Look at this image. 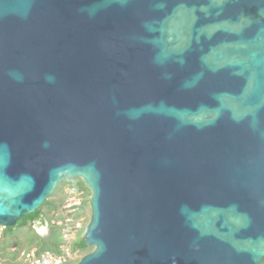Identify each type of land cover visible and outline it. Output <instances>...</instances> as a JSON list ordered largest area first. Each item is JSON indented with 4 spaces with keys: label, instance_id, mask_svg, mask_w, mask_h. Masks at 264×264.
<instances>
[{
    "label": "water",
    "instance_id": "95a60500",
    "mask_svg": "<svg viewBox=\"0 0 264 264\" xmlns=\"http://www.w3.org/2000/svg\"><path fill=\"white\" fill-rule=\"evenodd\" d=\"M66 177L74 264H261L264 0H0V225Z\"/></svg>",
    "mask_w": 264,
    "mask_h": 264
},
{
    "label": "trees",
    "instance_id": "16d2710c",
    "mask_svg": "<svg viewBox=\"0 0 264 264\" xmlns=\"http://www.w3.org/2000/svg\"><path fill=\"white\" fill-rule=\"evenodd\" d=\"M71 190L80 197V201L67 209L65 203ZM90 195V189L80 177H66L61 180L37 210L23 215L15 225L3 228L0 238V255L3 264H20L16 258L23 249L34 248L36 253L46 250L61 253L65 247L73 253V260L66 264L76 263L84 254L92 250V247L86 245L83 240V233L90 217ZM37 220L48 224L49 234L45 238H41L35 231L34 224ZM77 221L81 222V227L76 230L75 236L64 238L63 227L73 226ZM19 228L29 233L22 240L17 236L16 230ZM14 230L16 233H13ZM9 234L13 237L9 238ZM261 264H264V261Z\"/></svg>",
    "mask_w": 264,
    "mask_h": 264
},
{
    "label": "built area",
    "instance_id": "2783aa9c",
    "mask_svg": "<svg viewBox=\"0 0 264 264\" xmlns=\"http://www.w3.org/2000/svg\"><path fill=\"white\" fill-rule=\"evenodd\" d=\"M70 200L74 201L66 203V208L70 209L74 204H78L79 196L74 190L70 192ZM69 219H67L68 221ZM81 227V222L77 221L73 226L63 227L64 238H73L76 234V230ZM4 226L0 225V238ZM16 260L20 264H66L73 260V253L68 247H65L61 253H54L52 251L46 250L41 253H36L34 248L23 249L19 252ZM0 264H3L2 257L0 255Z\"/></svg>",
    "mask_w": 264,
    "mask_h": 264
},
{
    "label": "rangeland",
    "instance_id": "374dc122",
    "mask_svg": "<svg viewBox=\"0 0 264 264\" xmlns=\"http://www.w3.org/2000/svg\"><path fill=\"white\" fill-rule=\"evenodd\" d=\"M69 201L72 202V203L74 202V201L70 200V196H69V198H68V200H67L66 203H68ZM79 201H80V197H79ZM79 201H78V202H79ZM66 203H65V205H66ZM65 207H66V206H65ZM16 231H17V233H18L17 236H19V239H20V240L26 238V236L29 234L28 231H25V229H22V228H19V229L16 230ZM16 231L14 230L13 233H16ZM8 236H9V238H10V237H13V236L10 235V234H9Z\"/></svg>",
    "mask_w": 264,
    "mask_h": 264
},
{
    "label": "flooded vegetation",
    "instance_id": "af4514ba",
    "mask_svg": "<svg viewBox=\"0 0 264 264\" xmlns=\"http://www.w3.org/2000/svg\"><path fill=\"white\" fill-rule=\"evenodd\" d=\"M44 223L45 222H41L40 220H37L36 223L34 224L35 231L41 238H45L47 236V234H45L41 228Z\"/></svg>",
    "mask_w": 264,
    "mask_h": 264
}]
</instances>
